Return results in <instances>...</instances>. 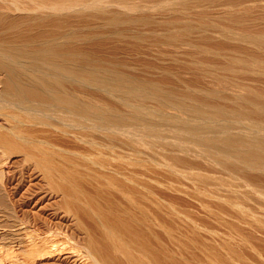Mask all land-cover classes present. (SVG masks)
Returning a JSON list of instances; mask_svg holds the SVG:
<instances>
[{
    "label": "bare ground",
    "instance_id": "6f19581e",
    "mask_svg": "<svg viewBox=\"0 0 264 264\" xmlns=\"http://www.w3.org/2000/svg\"><path fill=\"white\" fill-rule=\"evenodd\" d=\"M218 3L225 9L223 15L217 9L219 16L212 8ZM194 29L202 31L198 38L191 35ZM146 39L159 46L189 43L205 55L207 66L215 63H208L211 56H221L213 67L219 64L231 75L208 69L215 86L136 75L130 56L116 53L134 47L144 63L174 76L145 57ZM108 44L112 54L100 55ZM172 52L164 48L159 55L176 56ZM259 81L264 82V0H0V148L33 163L81 236L57 245L49 233L61 228L32 224L41 231L26 233L25 262L216 264L213 248L182 247L185 211L168 191H190L180 178H161L159 167L171 177L181 171L212 183L201 189L210 210L219 203L232 206L235 198L240 214L263 218ZM216 171L235 173L236 179ZM241 185L261 198L255 206L243 204ZM164 235L179 248H169Z\"/></svg>",
    "mask_w": 264,
    "mask_h": 264
},
{
    "label": "rangeland",
    "instance_id": "374dc122",
    "mask_svg": "<svg viewBox=\"0 0 264 264\" xmlns=\"http://www.w3.org/2000/svg\"><path fill=\"white\" fill-rule=\"evenodd\" d=\"M215 6H213L212 8H214L213 10H215V14L217 16H219L221 11H225V9L222 8L223 7L222 5H221L222 7L221 6L219 7V3L218 5L216 4ZM193 9L195 11L197 10V8L195 7ZM217 9L218 12L220 13L218 12L216 13ZM193 11L192 13L195 12ZM223 13L224 12H222L220 15H223ZM215 16L214 18H219ZM197 20L198 18L194 19V23H197L198 22ZM194 30L195 33H193L194 32L193 31L191 32V35L194 38H198L200 36L199 33L201 30L197 29L199 30L198 33L196 32L197 31L196 29ZM196 34L197 36L199 34V36L197 37ZM144 41H142L143 45L146 44L145 46L148 45V47L149 45H151V50L149 51L150 53L148 52L150 47L147 48L144 46V49L146 48L147 52L145 51L146 49L144 51L146 52V54L147 53L149 54V55L147 54L145 57L147 59L151 58L152 61L154 62H160L159 64L162 65L163 67L169 68L173 72L174 76L173 78L171 77L167 78L161 70L162 67H158L157 64L155 63H151V64L144 63L143 62L144 59L142 58L144 57V55L142 56L141 52L140 54L138 51H134L136 50L134 49V47L132 49L125 48L119 51L118 53H116L118 54L119 58L130 56L131 58L130 60L135 65L132 71L136 75H144L149 78L165 82L167 84L178 82L180 85L206 84L208 86H215L218 84V82H216V78L214 80V74L212 76L211 73L209 74V72L213 71V70L210 71L208 70L211 67L215 71L218 70L217 73L220 75L226 73L231 75V72H228V70L224 68H220L221 66L219 67V64L217 65L218 66L217 68L213 67L215 66L216 63H219L214 59H217L221 56H217V55L211 56L210 58L214 57L211 59L214 60L212 62L210 58L207 57L206 61L209 60L208 63L213 64L215 62L214 65L208 64L207 66V63H205L204 60L205 55L204 54L202 55V52L199 53L200 51L198 52V49L194 48V46L189 43L187 44L181 43L184 46L180 45V47H178L179 44L170 45L171 43L168 44L170 46H168L167 43H165L166 45L162 44L163 46L162 45L159 46L157 44L158 47H156L157 45L150 44L151 40H149L150 42H148V40L146 42ZM176 45L178 48L176 47ZM163 47L166 50H169L170 52L173 51L172 52L173 54L176 53V56L178 58L182 57V59H180L182 61L180 60L175 61L173 59V56L174 58L176 56L175 55L172 56V54H167V56L165 55L166 57L159 55L161 50H164ZM111 48H113V44L112 45L108 44L98 52L100 55H104V54L108 55L109 53L112 54L111 51H113V49L111 50ZM156 48H159V50ZM156 50L158 51V53ZM152 51H154V53H152ZM188 51H190V53L196 51L195 52L196 55H193L195 53L189 54ZM180 52L182 55L179 54ZM138 53L140 55H137ZM187 55L189 58L192 59H188ZM191 55L192 57H190ZM193 56L195 57L198 56V58L196 57L197 58L196 59ZM163 57L164 59L160 60V58ZM200 57L203 58L204 60L203 63H201V61H203L202 59L201 61L198 60L200 59ZM219 59L222 60L224 58L222 59L219 58ZM189 60L192 61L195 60L196 64ZM197 61H199L200 63ZM190 62L192 63L190 64ZM193 63L196 65L194 66L198 69H196L192 65ZM200 64L202 65L205 64V66H207L206 69H204L205 66L201 65L202 68L204 67L203 69L205 71L201 68ZM197 65L199 66L197 67ZM222 69H224V71ZM259 84L264 89V82L259 81ZM0 159H1L0 161V264H15V263L27 264L25 262V259L27 257L26 251L28 248H30L29 247L30 245L28 243L29 242L28 239L30 238V236H28L29 235L28 233L29 230L31 229L33 230L34 226H32V224H36L41 229H45L47 227H51V229L61 228L60 230L62 231L60 232L55 231L53 233H49L51 237L54 238L53 242L57 245L61 244L63 240L70 239V241H79L81 239V236L74 234L72 231L74 220L72 218L71 219L67 218L64 212L59 208L60 196L54 194L52 195V193H50L47 190V185L42 179L41 173L35 168L33 163L31 161L26 160L23 154L19 153L11 156V154H8V152L6 153L5 151L3 152L1 148H0ZM160 167L159 169H163L161 171H164L161 172L162 176L159 175L161 178H165L168 181H174V182H179L182 179L183 181L182 185H184L183 187H185L184 190H186V188L188 187L187 190L190 191V193H185V192L183 193V191L178 192V190L175 191L174 189L173 190L168 189L170 195L172 194L170 196L168 193L169 196L168 198L171 199L176 204L178 203L177 205L182 209L184 208L183 210L185 211L183 217V224L185 225H183L184 227L182 228L184 229L183 232H185L183 233L184 234L183 238L185 240L183 243L185 247L182 245L183 248H213L215 250L214 253L217 254V255L214 254L217 257L215 258L217 259L215 260L216 264H264V215L263 218L261 217L262 219L261 218L257 219L250 215L244 216L240 214L236 209L237 207H235L236 206L235 204H237L235 198L233 199L235 203L232 200L234 204L230 202V204L231 203L233 204L232 206L225 205V204H229V202L223 205V207L225 206V209L222 207V205H219L220 203L216 205H212L213 208L211 209L215 210L212 212V210L209 209L210 206H207V204L205 203L206 201L209 200V198H207V195L201 191L202 188L203 190L205 187L209 188V185H212V183L207 184L204 181L201 182L202 183L201 184L200 181L197 182L193 178L188 177V175L185 176L184 172H183L184 174L183 176L182 174L180 175L181 171L179 172L177 171L178 173H174L176 175L178 174L177 176L179 177H176V175H174L173 173H172L173 176L171 177V173L165 174V171L168 172L166 170L167 168L164 169L163 167L161 168ZM203 168L212 169V167L210 168V166L207 165H203ZM218 172L219 173L224 172L223 175H225L226 177L223 178L224 179L227 178L226 180L236 179L235 173L233 174L232 172L229 171H216V173ZM174 177L180 178L179 181L178 179L177 180L174 179ZM171 178L173 180H171ZM205 184L208 186H206ZM221 188L223 192L229 193L228 189H226L225 186ZM224 189L227 191H225ZM187 190L186 192H188ZM46 191H48L47 194ZM238 193L239 195L243 194V197L245 198V202L243 201V204H245V206L246 205L255 206L257 200H261L258 194L255 191H253L249 185L248 186L241 185ZM184 196L186 197V199ZM35 200H37L36 203ZM37 203H39L40 206L39 205L36 206ZM214 212H217L218 214ZM34 229L36 232L41 231L37 227H34ZM164 237L163 239L166 240L165 242H167V244L170 242V244H168V246L170 245L169 248L170 247L179 248L178 245L176 246L177 244L176 242L175 244L172 240L167 238L166 235H164ZM171 241L174 244L173 243L171 244ZM54 260H55L54 258L51 259V261ZM36 262L39 263V261Z\"/></svg>",
    "mask_w": 264,
    "mask_h": 264
}]
</instances>
